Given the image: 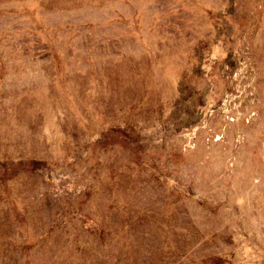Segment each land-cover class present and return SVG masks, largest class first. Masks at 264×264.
<instances>
[{"label": "rangeland", "instance_id": "obj_1", "mask_svg": "<svg viewBox=\"0 0 264 264\" xmlns=\"http://www.w3.org/2000/svg\"><path fill=\"white\" fill-rule=\"evenodd\" d=\"M0 264H264V0H0Z\"/></svg>", "mask_w": 264, "mask_h": 264}]
</instances>
